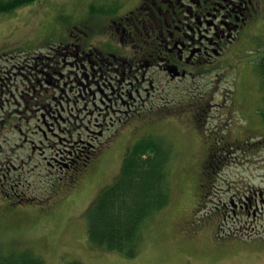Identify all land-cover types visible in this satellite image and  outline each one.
Segmentation results:
<instances>
[{
    "label": "rangeland",
    "instance_id": "374dc122",
    "mask_svg": "<svg viewBox=\"0 0 264 264\" xmlns=\"http://www.w3.org/2000/svg\"><path fill=\"white\" fill-rule=\"evenodd\" d=\"M138 1L38 0L0 14V54L10 59L0 60V247L31 250L46 264H264V120L258 113L264 91L253 70L256 56L264 54L261 26L250 29L255 37L244 34L223 71L171 83L165 76L151 77L161 93L149 100L142 95L138 112L119 115L120 125L102 135L92 126L93 119L90 129L96 134L77 129V111L70 110L66 95L59 129L55 114L44 113L46 125L38 120L41 111L34 109L33 94L27 91L41 68L40 61L34 67V60L42 58V66L52 61L48 45L35 43L62 41L63 30L72 23L114 18ZM30 43L33 47L27 50ZM198 104L207 105L202 130L189 114ZM214 129L236 150L220 167L212 193L200 199V168L212 143L204 132ZM40 130L50 139L60 133V142L82 147L91 138V149L99 148L95 164L78 182L69 183L73 187L66 183L73 174L47 165L58 143L43 140ZM147 134L165 138L171 146V197L146 223L137 254L130 258L92 246L84 214L120 174L126 152Z\"/></svg>",
    "mask_w": 264,
    "mask_h": 264
},
{
    "label": "flooded vegetation",
    "instance_id": "af4514ba",
    "mask_svg": "<svg viewBox=\"0 0 264 264\" xmlns=\"http://www.w3.org/2000/svg\"><path fill=\"white\" fill-rule=\"evenodd\" d=\"M263 18L264 0H139L124 14L104 19L101 30L73 24L57 50L49 51L52 63L44 67L40 63L36 84L27 90L33 94L34 109L41 111L38 120L46 125L45 114H55L59 129L66 95L70 110L77 111V129L96 134L90 129L93 119L92 126L102 135L120 125L119 115L137 113L142 95L149 100L156 91L161 93L151 77L165 76L171 83L223 71L244 34L252 35L249 31L255 25L264 29ZM84 119L88 122L82 127ZM40 131L43 140L58 143L47 165L67 176L79 171L83 155L94 147L91 138L82 147L79 142H60L64 140L60 133H52L50 139Z\"/></svg>",
    "mask_w": 264,
    "mask_h": 264
},
{
    "label": "trees",
    "instance_id": "16d2710c",
    "mask_svg": "<svg viewBox=\"0 0 264 264\" xmlns=\"http://www.w3.org/2000/svg\"><path fill=\"white\" fill-rule=\"evenodd\" d=\"M37 1L0 0V14L13 13L18 8L29 6ZM105 24V20L87 23L92 31L101 30ZM32 44L28 45L27 50H31L28 48L33 47ZM36 44L44 46L47 41ZM42 60V58L35 59L34 62L43 63ZM253 68L260 81L261 89L264 91V55L256 57ZM262 102L263 106L258 113L264 120V97ZM198 105H195V109L189 114L196 118L197 130H202L205 126L201 122L207 117L205 115L207 105ZM24 109L26 110L25 107ZM199 111L201 115L198 116ZM204 133L208 137L207 142L212 143L208 144L209 151L200 168L199 180L201 182L198 185L200 199L204 194L209 196L210 188L215 186L213 185L214 179L220 167L228 162L229 152L236 148V145L229 142L226 136L220 135L217 129ZM98 151L99 148L89 150V153L85 151L86 153L80 160L79 171H76L66 181L69 186H71L69 183L75 180L78 182L79 177L93 167ZM171 156V146L165 143V138L157 135H143L131 146L122 159L120 174L111 185L101 189L85 211L87 238L92 246L117 251L130 258L136 256L137 246L142 239L141 235L146 223L169 204L171 192L168 164ZM0 264H46V262L31 250L16 247L2 250L0 247ZM69 264L80 263L72 261Z\"/></svg>",
    "mask_w": 264,
    "mask_h": 264
},
{
    "label": "bare ground",
    "instance_id": "6f19581e",
    "mask_svg": "<svg viewBox=\"0 0 264 264\" xmlns=\"http://www.w3.org/2000/svg\"><path fill=\"white\" fill-rule=\"evenodd\" d=\"M198 106V105H197ZM24 114V113H23Z\"/></svg>",
    "mask_w": 264,
    "mask_h": 264
}]
</instances>
